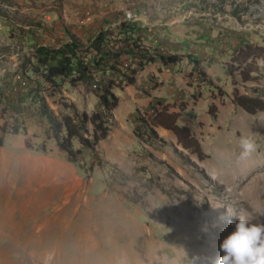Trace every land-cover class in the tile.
Instances as JSON below:
<instances>
[{"label":"rangeland","instance_id":"374dc122","mask_svg":"<svg viewBox=\"0 0 264 264\" xmlns=\"http://www.w3.org/2000/svg\"><path fill=\"white\" fill-rule=\"evenodd\" d=\"M121 6L203 28L194 41L178 39L192 51L166 45L176 62L160 61L175 89L166 81L149 94L142 85L125 91ZM68 35L79 38L91 77L49 83L33 70L36 46L58 48ZM244 42L264 46V0H0V264H216L236 223L230 211L264 222L255 211L264 206V110L233 101L235 90L264 98V54L242 80L231 58ZM109 87L118 104L105 113L108 135L94 155L83 148L68 160L41 100L58 118L91 115L104 110L98 95ZM173 122L188 129L180 136L190 147L166 128ZM250 132L257 148L242 158L238 139ZM41 170L52 178L37 177Z\"/></svg>","mask_w":264,"mask_h":264},{"label":"trees","instance_id":"16d2710c","mask_svg":"<svg viewBox=\"0 0 264 264\" xmlns=\"http://www.w3.org/2000/svg\"><path fill=\"white\" fill-rule=\"evenodd\" d=\"M120 25L121 26L115 34L124 41L122 48L127 55L140 58L139 66L155 59H159L164 63L176 62L174 54H164L155 49L149 52L151 49L141 42L139 36L135 35L134 27L131 26L128 21H124L120 23ZM102 37L101 35L99 39L100 43ZM80 46L82 45L79 38H75L72 35H68L63 46L55 49H51V47L45 45H37L36 53L38 55L36 56V63L33 66V70L39 72L45 81L52 84L60 83L59 79L63 78H71L75 81L87 80L91 77V71L85 66L79 56ZM263 54L264 46L251 42H244L232 55V64H236L239 68L241 67L240 74L242 80L248 81L253 79L254 73L258 70L256 58L262 57ZM115 56H117V54ZM94 63L97 66V61ZM39 67H41L42 70L39 71ZM130 71L132 74L128 77V82L133 84L135 81L134 74L136 69L130 68ZM73 76L75 78H73ZM111 87L104 88L98 95L100 105L104 110L96 111L91 115H88L86 112H76L75 117L67 114L58 118L48 108L47 103L41 100L42 106L46 109L45 112L50 121L51 128L54 131V138L59 148L66 154L68 160L77 162L83 148L91 149L94 155L97 143L108 135L110 126L107 123V116L105 113L112 111L118 104V97L110 90ZM233 101L250 114H255L260 110H264V98L257 95L240 93L238 90H235L233 93ZM213 117H215L214 113ZM88 123L93 125L91 136L84 135V132H87L86 125ZM147 126L149 125L147 124ZM166 128L173 130L179 142H182L185 147H190L180 136L182 131H188L186 127L179 126L173 122L172 125H168ZM23 131L26 135L25 128ZM13 132L18 133L19 129L14 127ZM75 139L78 140L81 148L74 147ZM25 143L28 148H31L30 142L26 141ZM1 144L2 140L0 139V145Z\"/></svg>","mask_w":264,"mask_h":264},{"label":"crops","instance_id":"0c3cea01","mask_svg":"<svg viewBox=\"0 0 264 264\" xmlns=\"http://www.w3.org/2000/svg\"><path fill=\"white\" fill-rule=\"evenodd\" d=\"M143 9H139L138 7L134 8L136 18L134 24V33L136 36H139L141 42H146L148 44L147 47H149V43L154 45L153 49H157L158 51L164 53V54H169L172 49L169 50V48H166V45L169 46V42L176 41L178 42L175 45L179 46V49L182 51L186 52V50H189V47H187L189 44L186 42H189L193 37H197V34H202L203 28L201 30H191L187 26L189 23L182 21L180 19H177L176 17H171L169 19L164 18L162 16H158L156 12L153 11V9L149 10L148 9V14L147 16H142V11ZM172 18H176V21ZM123 19V18H122ZM121 18H117V20H113V23L121 22ZM101 21L98 20V22ZM124 21V20H123ZM175 21V22H174ZM129 22V21H128ZM136 24V25H135ZM90 28V27H89ZM89 28H86L84 26V30H88ZM144 28V29H143ZM178 28L180 30H178ZM196 28V26H195ZM143 29V32H140V30ZM205 29V28H204ZM176 30V31H174ZM92 31L95 30H90L91 34ZM206 36L205 38L211 39V30L206 29ZM201 32V33H200ZM185 36L186 37V42L183 43L182 41H178L179 38ZM188 37V38H187ZM195 38L193 39V41ZM152 41V42H151ZM154 41V42H153ZM156 42V44H154ZM234 39L230 41H226V43L223 45L224 49H228L230 46H233ZM181 45V46H180ZM186 45V46H185ZM187 47V48H186ZM150 48V47H149ZM167 52L166 51V49ZM177 49V48H176ZM223 49V50H224ZM192 51V50H189ZM127 58H124L123 61L120 62L121 65H123L125 68H135L136 72L134 74V83L133 84H128L125 86V91L128 94H131L132 92L135 91L137 93V89L133 90L131 87L133 85H142L146 91L147 94H149L150 90H153L154 88H157V90L161 88V86L167 81L169 83L170 89H175L174 83H178V80L175 78L174 79V73L171 71V67L168 64H163L159 59H155L150 62H145L144 65L139 66V59L136 57L133 58L132 62L128 60L130 57L127 55ZM154 63H159L155 66H149ZM131 90V92H130ZM178 89L176 88L175 91ZM144 93V92H143ZM154 100V99H152ZM157 100H160L159 98ZM115 112V111H114ZM117 116V115H116ZM117 118V117H116ZM25 147V145H24ZM26 148V147H25ZM26 150H28L26 148ZM28 156L32 159V161H37L41 160L38 159V157H34V153L28 150ZM44 170V169H43ZM51 167H48L46 171L48 173L51 172ZM37 177H40L44 180H48L52 178L51 176L44 175L42 170L40 172V175H37Z\"/></svg>","mask_w":264,"mask_h":264},{"label":"clouds","instance_id":"9594fccd","mask_svg":"<svg viewBox=\"0 0 264 264\" xmlns=\"http://www.w3.org/2000/svg\"><path fill=\"white\" fill-rule=\"evenodd\" d=\"M238 145L242 158L251 155L257 148L251 132L240 135ZM255 211L264 216V206L257 207ZM230 213L236 216V223L234 230L220 244L223 255L216 260V264H264V222L255 219L246 208Z\"/></svg>","mask_w":264,"mask_h":264},{"label":"built area","instance_id":"2783aa9c","mask_svg":"<svg viewBox=\"0 0 264 264\" xmlns=\"http://www.w3.org/2000/svg\"><path fill=\"white\" fill-rule=\"evenodd\" d=\"M122 13V20L129 21L131 19H134L136 17L135 11L132 7L129 6H121V11ZM114 118V115L110 117V121L112 122Z\"/></svg>","mask_w":264,"mask_h":264},{"label":"bare ground","instance_id":"6f19581e","mask_svg":"<svg viewBox=\"0 0 264 264\" xmlns=\"http://www.w3.org/2000/svg\"><path fill=\"white\" fill-rule=\"evenodd\" d=\"M119 252V251H118ZM118 252H117V255H118ZM111 255V254H110ZM99 256V255H98ZM115 255H113L112 257H114ZM121 256V255H120ZM96 257H97V255H96ZM100 257V256H99ZM111 257V256H110ZM109 258V257H108ZM99 259V258H98ZM109 259H112V258H109ZM109 259H107V260H109ZM116 259V258H115ZM113 260V259H112ZM95 261H97V260H95ZM116 261V260H115ZM110 262V261H109ZM108 262V263H109ZM106 263V262H105ZM112 263V262H111ZM118 263V262H117ZM107 264V263H106Z\"/></svg>","mask_w":264,"mask_h":264}]
</instances>
